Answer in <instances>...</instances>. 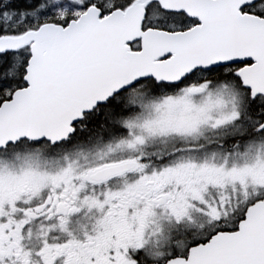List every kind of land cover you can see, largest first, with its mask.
I'll use <instances>...</instances> for the list:
<instances>
[{
  "label": "snow or ice",
  "instance_id": "1",
  "mask_svg": "<svg viewBox=\"0 0 264 264\" xmlns=\"http://www.w3.org/2000/svg\"><path fill=\"white\" fill-rule=\"evenodd\" d=\"M0 264H264V0H0Z\"/></svg>",
  "mask_w": 264,
  "mask_h": 264
}]
</instances>
